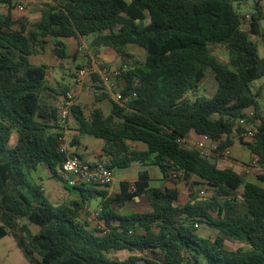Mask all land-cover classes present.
Wrapping results in <instances>:
<instances>
[{
	"label": "trees",
	"instance_id": "1",
	"mask_svg": "<svg viewBox=\"0 0 264 264\" xmlns=\"http://www.w3.org/2000/svg\"><path fill=\"white\" fill-rule=\"evenodd\" d=\"M19 1L0 0L7 8L0 15V240L12 235L31 264H264V175L250 182L243 168L222 166L188 143L193 133L206 135L221 141V154L238 135L264 168L263 91L253 89L264 79V0H61L42 5L34 20L25 12L14 15ZM250 1L255 10L245 29L238 6ZM87 37L127 64L117 79L123 101L105 92L93 74L96 99L108 100L111 110L95 107L86 115L74 105L77 134L62 150L58 104L48 91L63 98L70 89H53L48 67L32 65L30 57L51 40L53 55L66 60V40ZM213 45L228 51L229 64ZM130 46L145 51L144 62ZM208 71L218 82L216 93L190 97ZM241 119L246 127L239 126ZM248 130L252 140L240 137ZM85 136L104 141L101 158H108L110 169L158 166L165 179L189 186V200L178 205L177 189L151 187L148 170L133 184L122 182L121 193L112 196L111 186H69L61 171L69 157L79 156L72 148ZM39 169L78 191L80 200L52 204L34 178ZM172 173L181 175L172 179ZM201 184L211 191L205 197L194 192ZM96 197L103 225L92 228L81 215ZM136 197L150 209L121 214ZM203 225L215 236L200 234ZM228 241L239 246L228 248ZM123 251L131 254L113 256Z\"/></svg>",
	"mask_w": 264,
	"mask_h": 264
},
{
	"label": "rangeland",
	"instance_id": "2",
	"mask_svg": "<svg viewBox=\"0 0 264 264\" xmlns=\"http://www.w3.org/2000/svg\"><path fill=\"white\" fill-rule=\"evenodd\" d=\"M61 1V0H59ZM239 11L241 14L245 15L246 17L249 16V19H247V21L244 24V28L247 29L249 26V20L251 17V13H253V11L255 10L254 8V4L253 2H248V3H244L238 6ZM41 9L40 5H28L26 8L25 13L27 15H30V17L34 20L37 19L39 17V10ZM7 13V8L4 6H0V15L1 14H6ZM23 13H20L18 11L14 10V15L15 16H21ZM149 21H147L146 23H148ZM252 39L256 42H260L259 39L256 36H252ZM92 40L93 37H87L84 38V40H80L77 41L76 39H72L70 40V42L68 43L66 40V44L68 47V52L70 54V57L66 60H61V65L59 67H56L58 69L60 68H64L65 74L63 75V79H61V85L57 86V90L60 91L62 90V88L64 86L69 87L70 90H74L76 92V96H77V100L76 103L79 104L85 111L86 115H89L91 113V111L95 108V107H101L106 113H109L111 110V103L108 100L102 101V102H98L96 99V92H100L97 91V87L98 85H95L94 82H96L95 80H93L92 75L89 76L84 84L82 86H75L74 84V75L75 72L79 69V68H87V67H91L94 68L95 70H99L101 67H117L119 66L121 63H123V61L118 57V55L113 52L112 49L109 48H103V50H99L94 48L92 46ZM49 49V53L45 54V50L42 53V55L40 56H36L34 57L35 61L37 63H46V65L50 68L49 70V80L52 81L53 80V72L55 73V71L57 69H55L52 65H53V52L51 50V47H53L52 45V41L48 40V45L46 46ZM130 52L134 55L135 59L139 62H144L145 58H146V53L143 49H140L136 46H130L129 47ZM212 50L214 51V54L220 59L221 62L225 63V64H229V54L228 51L220 45H213L212 46ZM73 55H76L75 58H73ZM260 55L263 57L264 56V51H263V47L260 48ZM57 74V73H56ZM98 83V82H96ZM56 85V84H55ZM218 89V82L215 78V75L213 72L208 71L207 73V77L206 79L201 83L200 88L198 89V91H194L192 93L189 94V96H201V95H205L207 97H211L213 96L216 91ZM253 89L254 91H257L258 89H262L263 91V95L261 97L260 100V105H261V114L264 116V79L263 80H259L257 82H255L253 84ZM250 111H253V108H250ZM71 120V117H70ZM69 120V123H70ZM68 123V126H69ZM67 126V127H68ZM16 136H13V141L15 142ZM73 139V136H67L65 134V142L67 147L70 146V143ZM94 138L85 136L84 140L85 142H89V141H93ZM246 140V139H245ZM94 141H97L94 139ZM196 140H191L190 141V145L193 147L192 143H194ZM234 141L238 144L241 145V147H243V145L240 142V138L238 135H234ZM137 148H140L141 145H136ZM252 161L250 158L246 160V164L247 165H252ZM135 168L132 169V171H134ZM151 176L154 180H157V178L159 176H161V172L158 168V166H151L149 168ZM44 170H42L41 172H43ZM41 172H39V174H37V179L39 181H42L45 179V181L43 182V187L45 189L46 192V196L48 197V199L50 200V202L54 205H60V204H68L70 203L71 200H76L78 198H80V195L78 193V191L76 190H70L67 189L65 187V183L61 180H58L56 178H47V176L44 177V174H42ZM118 176L120 177V175H122L123 171L121 169L117 170ZM41 174V175H40ZM260 175V171H256L254 173H252L251 175H248V181L250 182H257L258 176ZM154 182V181H153ZM184 182V181H182ZM118 186V184H117ZM165 186L164 184L162 185V189H164ZM206 189L207 193H211L210 188L208 186L205 185H197L194 189L195 193H199V191L201 189ZM180 199L177 202L178 205H184L190 198V194L188 192L187 186L185 183L182 184V188L180 189ZM101 203V198L100 197H96L93 198L90 202H89V207L91 210V214H86L87 217L91 216L92 218L94 217V212L96 211V209H98L99 204ZM150 209V205L148 203L147 200H141L140 198L135 199L134 202L130 203L127 207V211H137V212H145L147 210ZM86 212V210H84ZM94 211V212H93ZM95 219V217H94ZM93 222V221H92ZM91 222V223H92ZM93 225H95V222L92 223ZM34 230H37L36 228H34ZM199 233L202 234L205 237H209V236H215V232L214 231H210L206 225L200 226L199 227ZM237 246H239V244L237 242L234 241H228L227 243V247L228 248H236ZM131 253L127 252V251H123V252H118L115 253L113 256L118 258V259H125L127 258ZM0 264H31L23 255V253L21 252V250L19 249L16 240L14 239V237L12 235H9L3 239L0 240Z\"/></svg>",
	"mask_w": 264,
	"mask_h": 264
},
{
	"label": "built area",
	"instance_id": "3",
	"mask_svg": "<svg viewBox=\"0 0 264 264\" xmlns=\"http://www.w3.org/2000/svg\"><path fill=\"white\" fill-rule=\"evenodd\" d=\"M59 0H20L16 3L15 11L23 13L26 11L28 5H57ZM249 19V16L246 17ZM128 66L125 63H121L117 67H101L99 70L94 68H80L75 72L74 84L75 86H82L85 80L97 73L100 78V84L104 88L105 92L112 95V97L119 103L123 101L122 94L117 92V79L122 76L123 73L127 72ZM76 92L69 90L62 100L58 103V127L62 128L65 132L70 117L72 107L76 105ZM250 116L254 115V112H248ZM246 119L239 120V126L246 127ZM240 137L246 140H252L254 138V131L248 130L240 135ZM62 150H66L68 147L65 142V136L60 139ZM190 143V141H188ZM220 140H214L209 136H200V139L192 143L193 148L198 150L201 155L207 159H212L220 155ZM191 144V143H190ZM223 156H230L231 151L227 147L222 153ZM259 160L256 159L252 162V165L247 166L245 171L247 174L250 173L252 166H257ZM61 175L69 186H81V185H100V186H112L114 182V171L107 167L103 162L89 163L82 160L79 156L69 157L65 162ZM181 173H172V179H177ZM201 197H205L207 194L206 189L199 191ZM99 212L94 213V217L97 218ZM198 227V225H196Z\"/></svg>",
	"mask_w": 264,
	"mask_h": 264
},
{
	"label": "crops",
	"instance_id": "4",
	"mask_svg": "<svg viewBox=\"0 0 264 264\" xmlns=\"http://www.w3.org/2000/svg\"><path fill=\"white\" fill-rule=\"evenodd\" d=\"M73 39H75V38H73ZM70 40H72V39H68L67 42L69 43ZM76 40L77 41H80V40H84V38H79V39H76ZM46 46H45V52L44 51H40L39 53L34 54V55H32L30 57V61H31V64L32 65H35V66L45 65V66H47L46 63H37L35 61V59H34V57L42 55L43 52L45 54H48L49 53V49ZM51 50L53 52V47H51ZM99 50H103V48L98 49V51ZM52 58H53V62H54L52 66L55 69H57V70L55 71V73L53 72V75H52L53 76V80L50 81V84H51V87L53 89L57 90V88H58L57 86L61 85V83H60L61 82V79L64 78L63 75L65 74V71H64V68L63 67L60 68V69L56 68V67H59L61 65V63H60L61 60H59L55 56L52 57ZM49 69L50 68L48 67V74H49V71H50ZM92 78L95 81L97 80L95 77H92ZM94 84L95 85H98L96 82H94ZM48 94H50V96L49 95L48 96H49L51 102H54V103L58 104L62 100V97H59V96L55 95L53 91H50L49 90L48 91ZM249 110L250 109H248L247 111H249ZM77 127L78 126H77V122H76L75 118L71 116V120H70L69 126L66 128V130L64 132V134H66V137L67 136H74V135H76L77 134ZM191 137H192L193 140H196V141L200 139V136H198V135H196L194 133L191 135ZM94 139L97 140V141H94ZM94 139H93V141L85 142L84 137H83L82 140H81L80 145L72 148V151L76 152L79 156L83 157V160L86 161V162H89V163L103 162V163H105V161H107L108 158L107 157H102L101 158V156L103 155V147H104V144L105 143L101 139H96V138H94ZM228 148L231 151L230 156L226 157V156H223L222 154H220L219 156H216L218 158V163L220 165H222V166H227V167H230V166H234L235 167L236 166V167H241V168H243L245 170V168L247 166H250V165H247L245 163L247 159L250 158L253 161H255L256 159H258V157L256 155L250 153V151L246 148V146L243 145V147H241V145H238L234 141V138H233V145L232 146H229ZM151 166H154V165H142L140 163H135L130 168H123V169H121L123 171V173H122V175H120V177L118 176V173H117V170L120 169V168L114 169L113 170L114 171V182H113L112 186L107 189L109 191V195L112 196V195H116V194L121 193V183L122 182H129V183L133 184L138 179L139 172L142 171V170H148L149 171V174H150V177H151V183H150L151 184V187L162 188V185L164 184L165 188L177 189L179 191V193H180V189L182 188V184L185 183V182H182V181H173L171 179H165L163 177V174H162V172H161V170H160L159 167L158 168H159V170L161 172L160 173L161 176H159L157 178V180H154L152 178L151 173H150V170H149V168ZM133 168H135L134 171H132ZM41 171H42V169H39L36 172H34L33 175H34V178L40 184L43 185V182L45 181V179L42 180V181H39L37 179V174H39V172H41ZM256 171H260V175L259 176H263L264 175V168L260 167L259 166V163H258L257 166H252L251 167V171H250L249 174H247V176L248 175H251L252 173H254ZM41 173L44 174V177L45 176H47V178L49 177L46 174L45 171H43ZM194 180L199 181L198 178H194ZM257 182H259V180ZM117 184H118V186H117ZM186 186H187L188 192L190 194L189 186L187 184H186ZM179 199H180V196H179ZM79 200H80V198H78L76 200H71V201H79ZM129 204H127L126 206H124L120 210L121 214L129 215V214H132L134 212H137V211H127V207H128ZM100 207H101V203L99 204L98 209ZM98 209H96V210H98ZM85 210H86V212L83 211L81 216H82V219H84L85 221H87L90 224V227L95 228L98 225L99 226H102L103 225V222L102 221H98L96 218L94 219V217L92 218L91 216L90 217L89 216L87 217L86 214H89L91 212L89 205L86 207ZM138 213H140V212H138ZM92 221L95 222V225L92 224L93 223Z\"/></svg>",
	"mask_w": 264,
	"mask_h": 264
},
{
	"label": "water",
	"instance_id": "5",
	"mask_svg": "<svg viewBox=\"0 0 264 264\" xmlns=\"http://www.w3.org/2000/svg\"><path fill=\"white\" fill-rule=\"evenodd\" d=\"M136 199H138V197H136Z\"/></svg>",
	"mask_w": 264,
	"mask_h": 264
}]
</instances>
